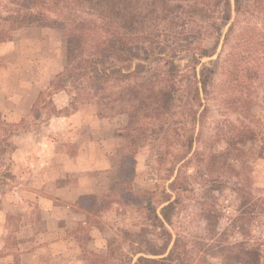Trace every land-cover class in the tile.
Here are the masks:
<instances>
[{
	"label": "rangeland",
	"instance_id": "obj_1",
	"mask_svg": "<svg viewBox=\"0 0 264 264\" xmlns=\"http://www.w3.org/2000/svg\"><path fill=\"white\" fill-rule=\"evenodd\" d=\"M229 2L230 9L220 7L225 12L219 21L227 26L236 16ZM72 3L78 15L97 24L99 11L110 10L122 31L150 38L135 40L123 60L78 50L72 66L89 73L104 69L108 80L90 86L98 96L74 104L72 82L60 90L52 87L67 64L64 34L39 26L13 29L9 20L0 19V211H10L9 247L15 245L20 221L40 212L39 205L32 207L38 203L35 195H41L43 207L57 184L75 180L66 170L78 168L88 175L86 187L96 186L101 193L80 200L92 217L75 232L81 245L93 224L104 240L101 249L84 251L85 264H264V148L244 165L248 188L241 193L234 190L240 180L231 168H224L228 175L220 169L230 163L229 154L216 159L218 151L235 147L216 139L217 127L242 121L257 132L260 128L262 139L256 143L264 142V64L254 68L260 70L257 79L252 74L247 81L261 87L245 107L228 82L234 77L212 65L227 26L218 44L217 33L206 42L191 29L195 46L183 50L182 20L171 21L182 1ZM14 7L0 4V17ZM175 33L178 38L168 37L171 47H166L164 36ZM201 41L208 57H199ZM118 69L133 73L131 80L122 79V84L131 81V108L102 100L120 86ZM195 71L203 83L200 96L192 88ZM188 94L192 107L183 105ZM54 116L59 118L49 120ZM35 164L41 167L38 173L32 171ZM240 195L252 198V205ZM100 211L101 220L94 216ZM37 216L41 220L42 214Z\"/></svg>",
	"mask_w": 264,
	"mask_h": 264
},
{
	"label": "trees",
	"instance_id": "obj_2",
	"mask_svg": "<svg viewBox=\"0 0 264 264\" xmlns=\"http://www.w3.org/2000/svg\"><path fill=\"white\" fill-rule=\"evenodd\" d=\"M69 1L71 3H79L85 0H8L6 3H0L2 4V8H6L7 4L16 7L6 16L0 17V19L4 21L9 20L10 27L13 29L39 26L58 29L64 34L69 42L66 51L67 64L62 72L55 77L52 82V87L55 90H60L66 88L64 83L68 81L72 82L75 90L72 101L75 104L79 101L90 100L98 96L99 90L89 89L90 86L99 84L103 80H108V75L104 69L103 71L102 69L98 70L95 73L76 70V67L72 66V63L75 62L76 55L79 52L78 50L95 55L97 58L99 56H106L114 57L116 60H123V52H126L128 50L127 47L133 44L135 40L137 41L141 38L143 39L141 41L146 43L150 37H147L145 33L140 37V35L137 33L134 34L129 29L128 31H122V28L117 26L118 24L111 18L110 10L107 9L99 11L98 17H102V19L97 24L96 19L93 17H82L78 15V12H75L74 6ZM179 1H182V5L178 4L175 6V10H172L171 14L173 17L171 21L182 20V34L185 36L182 41L183 50H192V46H195V43L192 45L190 43V38H193L191 31L193 28L199 30L197 35L201 36V39L206 42L210 33L211 35L217 33L218 44V37L220 39L222 26H227L219 21L222 19L220 15L225 12L220 7L222 5L223 8L230 9V0ZM169 5V2L165 3L167 7ZM233 5V12L236 16L226 28L227 30L221 40L220 51L216 59L212 61V65L215 68L219 66L223 69V72H230V75L234 78H231L232 80L228 82L233 85V90L240 94L244 102L243 104L246 107L251 103V94L257 92L258 88L261 87V85L258 87L250 83V81H247L252 79V74L257 79L258 76L256 75L259 74L260 70L254 71V68L258 69L264 64V0H233ZM164 37L166 38V47H171V45L167 44L168 37H171L173 40L177 39L178 35L177 33L173 35L166 34ZM198 44V48L200 49L199 57H208L210 53L206 47H201L202 41ZM75 46L77 49L73 48ZM78 72H81V74H77ZM194 73L196 81L193 83L194 86L192 88L195 94L200 96L203 83L197 79L198 72L195 71ZM116 75L121 82L120 86L116 87L115 90H109L108 95L102 98V100L105 104L114 105L122 102V104L125 103V105L131 108L132 91H129L131 86L129 82L131 81L122 84V79L131 80L133 73H123L122 70L118 69ZM76 76H80L81 79H78ZM85 81H88L89 86L86 85ZM252 86L255 88L253 92L250 91ZM105 88L103 89L105 90ZM86 89L88 93H84ZM106 97L109 98L107 101ZM183 100V105L186 101L188 107H192L190 106L192 99L189 97V94L187 97H183ZM205 109L201 114L204 113ZM217 128L216 139H226V144L233 143L235 147L231 150L226 148L223 151H218L216 159L221 161L226 159L224 155L229 154L230 163H223L220 169L224 174L228 175V171L224 168H231L230 173H235L234 176L240 180V182L234 183V190L236 192L240 191L241 193L248 188L246 182H244V179H246L243 169L244 165L246 163L249 165L248 162L252 159L253 153L256 151L261 153L264 148V142H261L259 146L256 143V140L259 141L262 139L260 137L261 129L259 128L257 132L242 121L239 122V125L230 124L227 127L223 125ZM195 140L197 141L199 139L196 138ZM159 161H161V157ZM203 182L210 183L216 181L213 179H203ZM239 200H246L247 206L252 205L251 202L253 203L252 198L247 199V197L241 195ZM145 262L148 263L149 261L145 260ZM254 262H257V260L254 259Z\"/></svg>",
	"mask_w": 264,
	"mask_h": 264
},
{
	"label": "crops",
	"instance_id": "obj_3",
	"mask_svg": "<svg viewBox=\"0 0 264 264\" xmlns=\"http://www.w3.org/2000/svg\"><path fill=\"white\" fill-rule=\"evenodd\" d=\"M58 118L54 116L49 120ZM39 167L40 165L35 164L31 169L38 173L41 170ZM65 175L75 180L57 184L44 199L43 207L39 200L41 195H35L38 196V203L32 207L36 210L39 205L40 212L34 213L28 221L25 218L20 221L19 230L11 242L15 243L13 249L9 247L10 241L7 240L10 234L7 221L10 211H0V264H85L84 251L102 248L103 234L97 224L90 228V238L87 240L90 244L86 241L81 245L77 238L80 233H75L92 218L80 200L84 196L100 197L101 193L96 186L93 189L86 187V171L75 168L66 170ZM102 213L100 211L98 215H94L95 218L101 220ZM39 214H42L41 220L37 216Z\"/></svg>",
	"mask_w": 264,
	"mask_h": 264
}]
</instances>
